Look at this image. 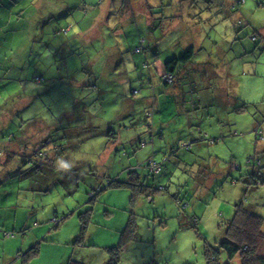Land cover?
<instances>
[{
	"label": "clouds",
	"instance_id": "obj_1",
	"mask_svg": "<svg viewBox=\"0 0 264 264\" xmlns=\"http://www.w3.org/2000/svg\"><path fill=\"white\" fill-rule=\"evenodd\" d=\"M0 264H264V0H0Z\"/></svg>",
	"mask_w": 264,
	"mask_h": 264
},
{
	"label": "trees",
	"instance_id": "obj_2",
	"mask_svg": "<svg viewBox=\"0 0 264 264\" xmlns=\"http://www.w3.org/2000/svg\"><path fill=\"white\" fill-rule=\"evenodd\" d=\"M174 67H175V65H171V66H170V68H174Z\"/></svg>",
	"mask_w": 264,
	"mask_h": 264
}]
</instances>
